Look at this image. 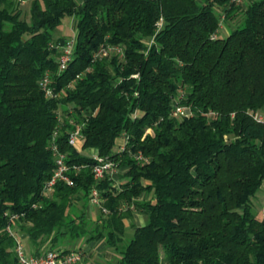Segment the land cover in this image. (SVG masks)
<instances>
[{
  "label": "trees",
  "instance_id": "1",
  "mask_svg": "<svg viewBox=\"0 0 264 264\" xmlns=\"http://www.w3.org/2000/svg\"><path fill=\"white\" fill-rule=\"evenodd\" d=\"M221 15L237 26L214 38ZM66 17L77 19L75 54L58 73L51 45L66 41L55 37ZM259 110L264 0H0V264H20L8 226L35 255L104 240L118 253L106 264H264ZM54 145L75 184L46 192ZM91 149L124 180L96 181ZM93 188L108 214L88 216ZM135 212L146 223L127 237Z\"/></svg>",
  "mask_w": 264,
  "mask_h": 264
},
{
  "label": "built area",
  "instance_id": "2",
  "mask_svg": "<svg viewBox=\"0 0 264 264\" xmlns=\"http://www.w3.org/2000/svg\"><path fill=\"white\" fill-rule=\"evenodd\" d=\"M20 3L25 4L29 0H18ZM248 0H231L232 3L236 5H244ZM225 19V15H221L220 28L222 27V22ZM163 24V19L157 22L159 28ZM219 33L217 32L213 37L217 38ZM150 45L152 44L149 43ZM76 46V36L72 38H67L66 41L61 43L52 44L51 47L58 49V73L63 72L69 63L73 60L75 54ZM117 51V47H111L109 49L105 48L102 51V55L108 56L109 53ZM137 76V75H135ZM41 87L45 92L46 97H55L56 93L54 88L51 86L50 74L46 73L41 79ZM175 116L187 114L186 107L178 106L174 113ZM255 120L264 123V111L259 110L253 113ZM84 141V137L81 133V129H75L71 132L69 136V143L73 146L79 147ZM126 147V137L123 144L120 146L121 150ZM53 151L56 153L55 158V169L53 175L46 186V192L54 187L58 181L66 182L69 186H73L74 180L69 175L72 167L66 163L67 155L59 151L56 145L53 146ZM89 156H91L96 163L93 165L92 171L96 181H100L107 177L115 179L118 166L117 163L102 157L99 155L98 151L91 149L89 151ZM140 160L147 161L148 159L139 153L137 156ZM73 169L79 170V166H73ZM116 180V179H115ZM117 183V181L115 182ZM117 185V184H116ZM90 206L101 208L104 214H108V210L103 206V197L98 188H93L90 192ZM13 219L16 216H12ZM8 231L12 236L15 237L17 245L16 251L19 257L20 264H80L83 261L85 251L81 247L66 251L64 249L59 250H47L40 255H35L29 251L25 245L23 236L19 235L18 229L8 226Z\"/></svg>",
  "mask_w": 264,
  "mask_h": 264
},
{
  "label": "crops",
  "instance_id": "3",
  "mask_svg": "<svg viewBox=\"0 0 264 264\" xmlns=\"http://www.w3.org/2000/svg\"><path fill=\"white\" fill-rule=\"evenodd\" d=\"M77 1L80 2L82 0H77ZM227 19L228 18L224 19V21L222 22V27L220 28L219 35L222 37H226L230 33L231 29L234 30L236 28V26H233V23L229 22L230 20L229 19L227 20ZM122 144H123V139H120L119 146H121ZM120 173L118 172L116 174V177H115L117 181L116 184H119V181H121V179L118 180ZM261 187L264 189V182ZM258 203L262 204L259 198H258ZM95 213H96V208L90 206L88 208V216L93 217L95 216ZM145 223H146V219L144 220V218L142 217V213L140 214L138 212H135L131 218L125 219V224L128 228L133 225H135L133 226V228L137 226H143ZM23 237H24V242L27 245L29 241L25 236ZM77 246L83 248V250L85 251L83 261L80 264H106L107 261H111L113 257L118 256V253H116V251L112 247L108 246L106 241L104 240L90 242V243L79 242ZM27 248L29 249V251H34V248L32 246L31 248L27 246Z\"/></svg>",
  "mask_w": 264,
  "mask_h": 264
},
{
  "label": "rangeland",
  "instance_id": "4",
  "mask_svg": "<svg viewBox=\"0 0 264 264\" xmlns=\"http://www.w3.org/2000/svg\"><path fill=\"white\" fill-rule=\"evenodd\" d=\"M248 2V1H247ZM247 2L245 4H247ZM245 6V5H244ZM26 14L24 13V16ZM228 20V19H227ZM76 22H77V19L75 17H66L64 20H63V23L61 24V26L56 30L55 32V37H60V36H63V37H66V38H72V37H75L76 35ZM229 22L233 23V26H237V21L236 20H230ZM232 26V25H231ZM232 31V29H231ZM115 150H118L119 147H118V142L114 148ZM120 173L121 174L124 172V169L121 168V167H118V170H117V173ZM124 180V178H118V180ZM258 198L260 199V201L262 202V204L258 203ZM254 202L256 203V210L258 211V215H262L264 213V189L261 187L259 189V191L257 192V195L256 197L254 198ZM99 213V209L96 210V213L97 214ZM140 213V212H138ZM141 214V213H140ZM142 217L144 218V220L146 219V216L144 213H142ZM132 230H133V226L129 227L128 230H127V233H126V236L129 237L131 234H132ZM78 244V243H77ZM26 245V244H25ZM30 247V244L29 242L27 243L26 247ZM77 247V245L75 246ZM28 249V248H27ZM117 253V252H116ZM117 257H113L111 261L115 260Z\"/></svg>",
  "mask_w": 264,
  "mask_h": 264
}]
</instances>
